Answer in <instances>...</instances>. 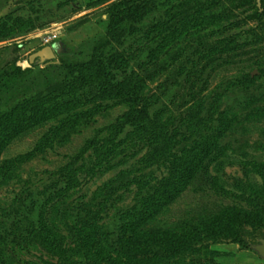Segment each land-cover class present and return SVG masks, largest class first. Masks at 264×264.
Segmentation results:
<instances>
[{
    "label": "rangeland",
    "instance_id": "rangeland-1",
    "mask_svg": "<svg viewBox=\"0 0 264 264\" xmlns=\"http://www.w3.org/2000/svg\"><path fill=\"white\" fill-rule=\"evenodd\" d=\"M143 105L211 148L145 226ZM232 206L264 216V0H0V264H264Z\"/></svg>",
    "mask_w": 264,
    "mask_h": 264
},
{
    "label": "trees",
    "instance_id": "trees-1",
    "mask_svg": "<svg viewBox=\"0 0 264 264\" xmlns=\"http://www.w3.org/2000/svg\"><path fill=\"white\" fill-rule=\"evenodd\" d=\"M92 64L93 63H89L84 67L89 68ZM36 108L37 106L35 105L33 109ZM141 108L142 115L141 120L139 121L140 126L138 132L153 138L154 144L157 145L153 147L152 151L147 155V158H150L149 161L154 163L159 164L160 162H165L169 164V173L171 176L163 178L159 187L155 188L152 196H149V193L147 194L148 199H144L143 205H141L139 208H133V210L136 211L135 220L140 225L145 226L151 221L152 218L156 216L165 202L169 200L171 183L168 180L176 176V173L179 178V185H181L182 181L189 178L191 175H193L195 170L198 169L191 168L192 164H190V162L187 163V159L194 161L197 159H204L205 157L207 158L206 155L208 150L211 148H203L202 146L198 145L191 148L181 149L179 150L180 153L175 151L172 145L173 138L168 133L167 127L165 125L166 123H162V125L157 123V119L154 118L152 120L149 117L145 105H143ZM205 144L206 143H202V145ZM182 161L185 162L182 163ZM143 181L144 180L142 179V182ZM247 219H251L253 221L251 224L258 223V220H260V223H264V216L262 214L254 210L249 211L242 206L227 207L222 211V216H219L216 221L219 223V229L223 234L231 235L233 231H235V226H241ZM152 244L153 243H150V246ZM155 245H158L159 247L161 246L159 242ZM148 246L149 244L146 245V247Z\"/></svg>",
    "mask_w": 264,
    "mask_h": 264
},
{
    "label": "water",
    "instance_id": "water-1",
    "mask_svg": "<svg viewBox=\"0 0 264 264\" xmlns=\"http://www.w3.org/2000/svg\"><path fill=\"white\" fill-rule=\"evenodd\" d=\"M258 4H261V0H257ZM258 250L260 251V253L262 254V256L264 257V241L262 242V244H260L258 246Z\"/></svg>",
    "mask_w": 264,
    "mask_h": 264
},
{
    "label": "bare ground",
    "instance_id": "bare-ground-1",
    "mask_svg": "<svg viewBox=\"0 0 264 264\" xmlns=\"http://www.w3.org/2000/svg\"><path fill=\"white\" fill-rule=\"evenodd\" d=\"M49 52V50L45 49V53Z\"/></svg>",
    "mask_w": 264,
    "mask_h": 264
}]
</instances>
